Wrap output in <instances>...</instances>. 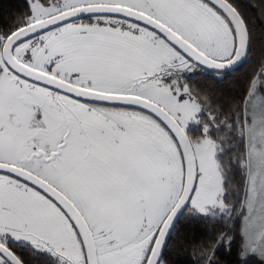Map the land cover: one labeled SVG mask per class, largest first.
Returning <instances> with one entry per match:
<instances>
[{
	"label": "snow or ice",
	"instance_id": "obj_1",
	"mask_svg": "<svg viewBox=\"0 0 264 264\" xmlns=\"http://www.w3.org/2000/svg\"><path fill=\"white\" fill-rule=\"evenodd\" d=\"M24 2L0 26V264H169L181 215L228 224L192 264L237 240L264 264V193L225 203L205 152L218 116L187 82L264 43V0ZM250 85L241 118L264 129V55Z\"/></svg>",
	"mask_w": 264,
	"mask_h": 264
},
{
	"label": "trees",
	"instance_id": "obj_2",
	"mask_svg": "<svg viewBox=\"0 0 264 264\" xmlns=\"http://www.w3.org/2000/svg\"><path fill=\"white\" fill-rule=\"evenodd\" d=\"M248 9V4L242 5ZM26 10L24 0H0V26L11 20L13 15ZM251 11V9H248ZM250 53L246 62L238 69L231 73L232 79L228 83L214 85L211 80L207 81L206 89L213 91L217 96L215 98L223 102L225 107L233 112L234 119L238 113H243V104L248 96L250 79L252 73L258 67L259 60L264 55V43L260 37L254 38L253 44L250 45ZM202 89V88H201ZM205 89V88H204ZM206 90V91H207ZM246 142L242 141L240 146L236 144L232 147L231 157L233 155V167L231 173V183L234 189L233 202L243 198L246 180ZM226 154V153H225ZM224 154V155H225ZM238 158L239 167L236 165ZM225 180L228 181V173L225 168ZM227 222L214 223L211 221L189 219L186 215H182L176 228L174 229L168 246L164 253V258L169 264H192L193 259H198L194 254V245L197 241H203L208 238L211 232H222L227 230ZM239 240L233 245L231 255L221 254L219 256L220 264H241L238 259ZM34 264H53V258L42 257ZM249 264H260L258 257L249 260Z\"/></svg>",
	"mask_w": 264,
	"mask_h": 264
},
{
	"label": "flooded vegetation",
	"instance_id": "obj_3",
	"mask_svg": "<svg viewBox=\"0 0 264 264\" xmlns=\"http://www.w3.org/2000/svg\"><path fill=\"white\" fill-rule=\"evenodd\" d=\"M256 2H258V0H252V3ZM237 3L245 5L249 4V0H237ZM195 72L196 73H194L192 76H189L187 81L188 86L190 87L191 83H193L197 90L209 96L213 101L212 114L214 116H218V119L214 121L216 127L211 128V126H209L210 131L206 137V139L209 141V144L205 147V152L208 159L216 167H218V176L223 180H225L224 168H226L228 173V181L225 180L227 183L223 186V191L227 193L225 203H230L233 202L235 196L231 183V173L233 167V155L231 157V153L233 145L236 144L237 146H240L242 141L245 139L244 130L241 128L243 125V120L240 113H238L234 119L233 112L229 110L230 108L228 109V107L224 106L223 102L217 100L215 98V96H217L216 93L207 90L206 85L207 81L209 80L212 81L211 84L217 86L218 84L228 83L232 79L231 73L233 71L223 72L220 74V76H218L216 71H208L200 66L196 68ZM191 127L193 131L190 133V135H194L196 139H201L199 127L195 125H192ZM236 165H240V163L238 164V158L236 160Z\"/></svg>",
	"mask_w": 264,
	"mask_h": 264
},
{
	"label": "rangeland",
	"instance_id": "obj_4",
	"mask_svg": "<svg viewBox=\"0 0 264 264\" xmlns=\"http://www.w3.org/2000/svg\"><path fill=\"white\" fill-rule=\"evenodd\" d=\"M84 22L87 23L89 21L85 19ZM195 71L191 72L189 76H192L194 73H196ZM190 88L196 89V86L191 83ZM247 99L248 96L246 101ZM246 101L243 104V112L247 111L245 108ZM242 120L243 125L241 128L244 130L247 149V180L244 193L248 192L251 194L253 190L264 193V129H262L259 125H253V123L248 119Z\"/></svg>",
	"mask_w": 264,
	"mask_h": 264
},
{
	"label": "water",
	"instance_id": "obj_5",
	"mask_svg": "<svg viewBox=\"0 0 264 264\" xmlns=\"http://www.w3.org/2000/svg\"><path fill=\"white\" fill-rule=\"evenodd\" d=\"M248 56H249V55H248ZM247 58H248V57H247ZM246 60H247V59H246ZM246 60H244V61H242V62H240V63L234 65L232 68H230V69H228V70H225L224 72H231V71H234L235 69H237V68H239L241 65H243V64L246 62ZM201 67H202V66H201ZM202 68H204V69H206V70H208V71H215V70H213V69L206 68V67H202ZM181 217H182V215L179 217L178 221L175 223V227H174V229L176 228V226H177L179 220L181 219ZM174 229L171 231L170 235H169L168 237H166L167 246H168V243H169V241H170V238H171V236H172V233H173ZM165 250H166V249H165ZM165 250H164V253H165Z\"/></svg>",
	"mask_w": 264,
	"mask_h": 264
}]
</instances>
